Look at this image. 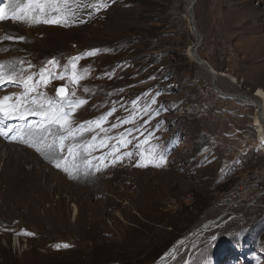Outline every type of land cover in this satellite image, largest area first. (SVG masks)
<instances>
[{
	"label": "rangeland",
	"instance_id": "1",
	"mask_svg": "<svg viewBox=\"0 0 264 264\" xmlns=\"http://www.w3.org/2000/svg\"><path fill=\"white\" fill-rule=\"evenodd\" d=\"M188 2L58 0L40 13L35 0H0V110L29 107V76H43L66 111L84 85L89 104L82 118H73L81 105L72 110L74 138L63 141L37 105L8 120L26 118L24 166L39 173L28 177L31 194L0 187V264H264V145L257 103L244 101L264 89L262 42H252L264 32V0L193 7L199 57L235 82L213 81L189 55ZM17 3L22 20L11 19Z\"/></svg>",
	"mask_w": 264,
	"mask_h": 264
},
{
	"label": "bare ground",
	"instance_id": "2",
	"mask_svg": "<svg viewBox=\"0 0 264 264\" xmlns=\"http://www.w3.org/2000/svg\"><path fill=\"white\" fill-rule=\"evenodd\" d=\"M188 20H189V25L191 27L192 32L195 35V42H193L188 49L189 55L201 66L205 69V71L207 72V74L210 76V78L213 81H216L218 76H222V77H230L232 82L236 81V78L234 76H231L230 74H228L227 72H223V71H216L212 66H210L208 64V62L202 58L201 56L199 57L198 54V47L200 45L201 42V36L198 33L196 27H195V20H194V8L191 9V5H192V0H188ZM15 3V2H14ZM13 4V3H12ZM12 6V5H11ZM192 11V12H191ZM2 23V22H0ZM3 24V23H2ZM251 26V25H250ZM242 28V26H241ZM260 28V27H259ZM261 29V28H260ZM262 32V31H261ZM262 35H258L257 37H254V39H252V42L257 39H260V42H262V49L258 48V52H263L264 53V32H262ZM241 34V33H240ZM243 36V35H242ZM243 38V37H242ZM246 39V38H245ZM243 42V41H242ZM250 42V43H252ZM243 44V43H242ZM248 45V44H247ZM52 47V45H51ZM246 48V47H245ZM52 49H54V47H52ZM52 51V50H51ZM53 51H55L58 54V50L55 48ZM244 51V50H243ZM48 53V52H47ZM52 55V53H51ZM260 55V54H259ZM262 55V54H261ZM252 56V55H251ZM54 58V57H53ZM52 61V60H51ZM245 61V60H244ZM35 77V78H34ZM30 79V81L28 82V87L30 89H32V91H28V94L26 95V98L29 99L30 103H29V107L31 108L32 105H37L38 107H41V105H44L45 103H47L48 99V91L47 88L44 89V86H46V84H44V79L42 78V76L38 77V76H34ZM84 85V84H82ZM81 89L82 92L80 93V96L78 95V97H80V100H84L87 97V93L85 85L84 87H82ZM81 91V90H80ZM22 94V93H21ZM42 94V95H41ZM226 95V94H225ZM23 96V95H22ZM242 98H245L243 96H241ZM35 98V103H32V99ZM252 98V99H251ZM22 99V98H21ZM50 100V99H49ZM243 100V99H242ZM248 101L251 103H257V105L260 107L259 112H258V116L256 117L255 120V125L258 127L257 128V132H258V141L262 143V145H264V89L262 88H258L256 90V92L254 93L253 97H250V99H244V101ZM12 101V100H11ZM18 103V102H17ZM21 103V102H20ZM56 106V102H53ZM4 104V103H3ZM16 105V104H15ZM64 105V104H63ZM14 106V104H13ZM27 106V105H26ZM58 107V106H57ZM33 108V106H32ZM45 108H49V104L48 107H44ZM62 108V107H61ZM34 109V108H33ZM64 111H66V109H63ZM89 110V104L88 102H85L84 104L81 105V107L77 108V110L73 113L74 116L73 118H82L84 117V115H86L85 113H87ZM34 111V110H33ZM72 112V111H71ZM72 114V115H73ZM28 115H31L28 113ZM36 115V114H35ZM40 115V114H38ZM71 115V116H72ZM50 117V114L48 115ZM45 115L47 120H50L49 117ZM14 116H11L8 119H3V111L0 112V119H3V122L0 123V131H5L7 132V136L5 135H0V178L2 179L3 182H0V187H1V193L2 194H6L7 192H9L11 189H7L8 184H10L14 191H25L23 194L28 193L31 194L33 191V189H37L36 187H34L30 182H29V178L28 177H33V175L39 173L38 170L34 169L33 167H29L30 171L27 172L26 168H25V162L28 161L30 162V156H29V152H27V148L25 149L23 143H25L26 139L29 138V134H28V129H27V124H26V118L25 116L22 117V119L25 118V120H17L16 122L11 121L9 125L8 124V120L9 119H13ZM86 117V116H85ZM21 118V117H20ZM72 118V117H71ZM81 120V119H80ZM87 121V120H86ZM48 122V121H46ZM53 122V121H52ZM72 122V121H71ZM75 122H78L77 120H75ZM25 123V124H23ZM47 124V123H46ZM45 124V125H46ZM56 124V123H55ZM76 124V123H75ZM30 128V127H29ZM8 129H11V131H8ZM53 129V128H52ZM51 131H55V129H53ZM47 131V130H46ZM50 132V131H49ZM46 133V132H45ZM264 147V146H263ZM33 161V160H32ZM34 162V161H33ZM36 165V164H35ZM28 169V170H29ZM40 170V169H39ZM42 172V171H41ZM43 173V172H42ZM36 178V177H35ZM29 179V180H28ZM39 180V179H38ZM36 181V180H35ZM32 182V181H31ZM38 182V181H37ZM3 183V185H2ZM73 191V190H71ZM102 192V191H101ZM35 193H37V191H35ZM39 193V192H38ZM18 195H22V194H18ZM39 197V196H38ZM37 198V197H36ZM40 199V198H39ZM28 203V202H27ZM6 204V203H5ZM15 204V203H14ZM39 207V205H38ZM3 208V207H2ZM21 208V207H20ZM27 210V209H25ZM31 210V209H30ZM3 211V210H2ZM37 212V211H36ZM77 212H79V208L77 206H75V213L77 214ZM1 213V212H0ZM12 213V212H11ZM25 213V212H23ZM29 213V212H28ZM8 214V213H7ZM10 214V213H9ZM33 214V213H32ZM17 216V215H15ZM1 218V217H0ZM20 218V217H19ZM24 218V217H23ZM75 218V217H74ZM21 219V218H20ZM1 220V219H0ZM43 220V219H42ZM74 220V219H73ZM18 221V220H17ZM212 222H210L209 224H211ZM5 224V223H4ZM192 237V236H190ZM189 237V238H190ZM188 241L186 238L185 239H181L180 241H176L174 243V245H172L171 250L168 251V253H170L171 251H177V249L185 242Z\"/></svg>",
	"mask_w": 264,
	"mask_h": 264
},
{
	"label": "snow or ice",
	"instance_id": "3",
	"mask_svg": "<svg viewBox=\"0 0 264 264\" xmlns=\"http://www.w3.org/2000/svg\"><path fill=\"white\" fill-rule=\"evenodd\" d=\"M35 2L39 6V12L40 13H44L45 8H44L43 5H55L58 2V0H35ZM64 2L67 3V0H64ZM98 4H99V7H106L107 6V0H98ZM13 7H14L15 11H13L11 19H13V20L21 19L22 20L24 17L17 15V12L22 10L20 8V5L17 3ZM93 7H96V5H93ZM51 10L52 11H58L59 9L53 7ZM6 18H8V14L6 12H4L3 10H0V20H4ZM33 22L34 23H38L40 21L38 19H36ZM43 22L44 23H60L61 21L60 20H48V19H45ZM3 38L4 39H11L12 37L10 35H6ZM19 39L22 40L23 36H20ZM54 62H55V58H53V61H49V63H54ZM73 66H75V65L73 64ZM3 67H4V65L0 64V69H2ZM11 68H12V75H14L15 72L17 71L15 64H12ZM42 78H43V76H42ZM9 79H11V76L9 77ZM28 79L30 80L31 77L29 76ZM24 86H25V89H26V92L24 93V95H27V92L28 91H32V89H30L28 87L27 81H25ZM59 92L62 93L63 89H60ZM72 96H75V92L72 93ZM7 100H9V96H4L3 97V101H7ZM27 103H28V101L25 100V101H23V103L18 102L10 110H0V111H3V119H8L11 116H13L16 112H20L21 108L23 109V112H28L29 114H32L33 113V109L30 108V107H27L26 106ZM32 103H35V98L32 99ZM84 103H85L84 100L68 99L67 107H68L69 111H64L63 108L57 107L53 103V101L49 100L48 101L49 108L48 109H44L43 105H41L40 113L43 114V115H46V116H48L50 114L51 120L54 123H59L60 124L62 132H61L59 138H60L61 141H63L64 139H67L68 137H73L74 138V130H73V128L70 125L69 116H70L71 111L74 110L75 107H78V106H80V105H82ZM108 115H111V113H108ZM3 119H0V123L3 122ZM101 119H103V117ZM86 123L91 124L92 122H86ZM66 125H68V127H65ZM113 127H115V125H113ZM82 128H83V125H78L76 127L75 131H80ZM8 131H11V129H8ZM63 133H67V135H64ZM7 134L8 133L5 132V131H0V135L7 136ZM40 142H41V145H43V140H41ZM29 146H33V145L30 144ZM61 146L63 147V145H61ZM47 147L49 149H51L53 147V145H48ZM40 150H41L40 148H37V151H40ZM68 151L71 154L72 148L70 147L68 149ZM126 155L131 157L132 154L131 153H127ZM52 158L56 159V160L59 159V157L55 156V155H53ZM122 158H123L122 156H116L113 162L122 160ZM56 166L59 167L60 165L57 164ZM214 238L215 237H213V239ZM65 247H67V245H65Z\"/></svg>",
	"mask_w": 264,
	"mask_h": 264
},
{
	"label": "water",
	"instance_id": "4",
	"mask_svg": "<svg viewBox=\"0 0 264 264\" xmlns=\"http://www.w3.org/2000/svg\"><path fill=\"white\" fill-rule=\"evenodd\" d=\"M195 3H196V0H192V5H191V9L194 7V5H195ZM192 12V11H191ZM59 90L60 89H63V92L61 93V92H59L61 95H65L66 94V92H67V88L65 87V86H59V88H58ZM191 235H188L187 237H186V239H189V237H190ZM170 250H171V248H170ZM179 251V250H178ZM178 251H171L170 253H166L161 259H169V258H171V257H173L174 255H176L177 253H178Z\"/></svg>",
	"mask_w": 264,
	"mask_h": 264
},
{
	"label": "trees",
	"instance_id": "5",
	"mask_svg": "<svg viewBox=\"0 0 264 264\" xmlns=\"http://www.w3.org/2000/svg\"><path fill=\"white\" fill-rule=\"evenodd\" d=\"M159 256V254L158 255H156L155 257H153V259L152 260H155L157 257Z\"/></svg>",
	"mask_w": 264,
	"mask_h": 264
},
{
	"label": "built area",
	"instance_id": "6",
	"mask_svg": "<svg viewBox=\"0 0 264 264\" xmlns=\"http://www.w3.org/2000/svg\"><path fill=\"white\" fill-rule=\"evenodd\" d=\"M258 106V105H257ZM258 109H260V107L258 106ZM258 112H259V110H258Z\"/></svg>",
	"mask_w": 264,
	"mask_h": 264
}]
</instances>
